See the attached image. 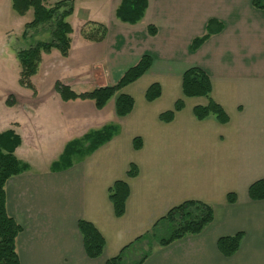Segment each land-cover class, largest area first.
I'll list each match as a JSON object with an SVG mask.
<instances>
[{
  "label": "crops",
  "instance_id": "crops-1",
  "mask_svg": "<svg viewBox=\"0 0 264 264\" xmlns=\"http://www.w3.org/2000/svg\"><path fill=\"white\" fill-rule=\"evenodd\" d=\"M120 3L74 1L69 21L77 13L80 19L70 52L63 56L54 49L43 55L32 76L35 92L20 82L23 89L15 90L4 82L6 70L0 74V85H5L0 105L7 111L0 132L12 128L21 136L15 153L30 165L5 185L7 211L22 227L16 239L21 264H106L189 199L210 203L212 222L198 234L154 246L142 264H264V199L249 195L250 185L264 178V7L253 0H148L145 15L132 24L117 17ZM15 13L11 0H0V28L7 29ZM90 21L106 25L102 40L87 39L79 31ZM1 53L9 61L13 56L8 45ZM144 54L152 56L151 67L122 89L134 99L126 115L117 113V95L97 108L89 99L64 100L55 88L56 81L77 92L114 84ZM192 66L209 74L212 97L228 114L226 123L214 115L201 120L194 115L193 108L208 99L184 95L183 74ZM153 83H159L161 94L149 101L146 91ZM9 94L12 104L5 99ZM179 99L184 108L163 121L160 114L174 109ZM52 121L63 143L109 123H116L119 132L90 155L55 171L47 164L52 155L35 152L40 139L47 151L54 146L48 129ZM137 136L139 149L134 147ZM131 163L138 168L135 176L127 174ZM117 180L129 187L122 216L109 198ZM230 192L235 202L228 201ZM80 219L103 235L100 256L87 255ZM238 232L243 233L238 250L223 254L219 238ZM132 248L125 251L127 258Z\"/></svg>",
  "mask_w": 264,
  "mask_h": 264
},
{
  "label": "trees",
  "instance_id": "trees-1",
  "mask_svg": "<svg viewBox=\"0 0 264 264\" xmlns=\"http://www.w3.org/2000/svg\"><path fill=\"white\" fill-rule=\"evenodd\" d=\"M75 0H59L48 3L47 0H11L12 9L18 14H25L29 10L33 11V19L26 23V27H36L38 25L51 26V38L49 40H37L28 47L17 49L16 56L20 64L19 82L22 86L36 91L32 82V76L38 71L44 53H50L57 49L61 55L66 56L71 49L72 26L68 17L74 11ZM254 5L264 7V0H253ZM148 7V0H121L116 9L117 17L127 23H137L145 15ZM88 28L82 29V34L90 40H102L106 33V25L100 22L90 21ZM42 26V27H44ZM27 28L23 36L27 34ZM149 31L156 32V28L149 25ZM205 37L197 38L193 41L195 48L202 43ZM153 58L150 54H144L139 61L131 66L122 77L114 84L95 87L82 92L73 90L69 85L55 82V88L64 100L89 99L95 103L97 108H102L115 95L116 110L118 115L123 116L130 113L134 106V99L131 95L122 92V89L129 83L140 78L152 65ZM183 92L186 96H204L208 99L206 105H196L193 108L194 115L198 119H204L214 115L218 121L226 123L229 119L224 108L212 97V84L209 74L198 66H192L185 70L183 74ZM161 88L159 83H153L146 91V98L152 101L159 97ZM12 96L7 99L8 104H12ZM184 108V101H176L174 109L160 114L163 121H171L176 111ZM119 132L116 123H109L101 128L87 131L80 137L69 140L58 159L51 168L55 171L64 170L75 162L76 159H83L93 153L100 146L108 142ZM21 143V136L12 128L0 132V264H21L16 248V239L21 232V225L8 213L6 206V182L13 175L19 174L30 168V165L19 159L15 153L16 148ZM142 146L141 137L134 138V147L139 149ZM138 173L136 164L131 163L127 174L135 176ZM129 187L126 181L117 180L109 188V198L113 204L114 212L117 216H122L125 212L126 199ZM249 195L252 199H264V178L253 182L249 187ZM228 201L235 202L236 195L233 192L228 194ZM214 219V208L210 203L189 199L173 206L164 216H162L153 227L138 236L130 244L122 248L115 256L107 259L106 264H124L127 257L125 251L129 247L135 246L138 242H153L160 246H165L175 240L187 235L200 233ZM79 230L83 236L84 247L87 255L91 258L102 254L105 239L96 226L85 219L78 222ZM242 232L234 235L219 238L218 247L225 255L234 254L242 239ZM154 246L150 245L143 255L134 263L142 264L149 256Z\"/></svg>",
  "mask_w": 264,
  "mask_h": 264
},
{
  "label": "rangeland",
  "instance_id": "rangeland-1",
  "mask_svg": "<svg viewBox=\"0 0 264 264\" xmlns=\"http://www.w3.org/2000/svg\"><path fill=\"white\" fill-rule=\"evenodd\" d=\"M77 14L79 15V13H77ZM78 15H75L72 18V22L69 21L71 26H72L71 38H72L74 30H76L78 32V27L76 28V26L79 22V19H80L79 18L80 16H78ZM32 19H33V11L32 10H29L25 14L15 13V15H12V17H11L9 27L7 29L0 28V62L3 64V66H0V68L3 69V70L0 69V74H1V72H4V69L6 70L5 73L7 76L5 78L6 81L4 80V82H6L8 85H10L15 90H18V88L23 89V87L19 84V81H18L19 76H20V73H19L20 64H19V60L16 56L17 49L26 48L31 43H33L37 40H49L51 38V32H50L51 26L38 25L36 27H26V23L31 22ZM68 20H71V19L68 17ZM87 23L88 22L84 23L79 28V31L81 32V34H82V29L84 28V26H85V28H88ZM42 26H44V27H42ZM26 28L28 30L27 34L25 36H23V32L25 31ZM6 33H9V34L6 35ZM6 45H8L10 51L13 53V56L10 58V61L7 60V58H6L7 54L6 53H1L3 51V49L6 47ZM45 54H48V53H44L43 55H45ZM42 59H43V56H42ZM36 80H37V78H36ZM1 86L5 87V85H0V89L4 90L1 88ZM89 87L90 86H85L84 90L85 89H91ZM75 89H83V88H80L78 86ZM81 91H83V90H81ZM0 94H1V92H0ZM9 96H12L11 99H14L13 94H9ZM9 96H7L5 99L7 100V98ZM5 112H7V111H5L4 108L0 105V120L2 119L1 116ZM10 114H11V112H10ZM6 129H8V128L3 129V131ZM48 129L51 130L50 135L53 136V138H54V143H53L54 146L51 147V150L47 151L46 143L42 142V139H40V144H36V146H35V147H37L35 152H38L39 155L40 154H43L46 156L52 155L51 156L52 159L49 158L50 161H49V159H47V164H48V162H49V164H51L56 159H58V157L60 155L62 148L59 150H58V148L63 143V140H62L63 136H61L62 134H60V132L59 133L57 132V129L53 125V121L51 122ZM69 140H71V139H69ZM69 140L67 139L63 143V147H65L66 143ZM55 145H56L57 149H54ZM54 150H56V151L54 152ZM54 153H56V154L54 155ZM22 160H25V159H22ZM38 163L42 164L43 162L40 161ZM150 245L156 246L157 244L150 242ZM150 245L147 244L146 240H144V242H138L135 246H133V248L127 254L129 257L127 258L126 262L124 261V264H134L143 255V253L149 248Z\"/></svg>",
  "mask_w": 264,
  "mask_h": 264
}]
</instances>
